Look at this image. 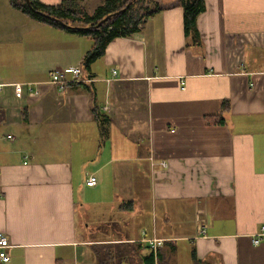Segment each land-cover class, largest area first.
I'll return each mask as SVG.
<instances>
[{
  "label": "crops",
  "instance_id": "obj_1",
  "mask_svg": "<svg viewBox=\"0 0 264 264\" xmlns=\"http://www.w3.org/2000/svg\"><path fill=\"white\" fill-rule=\"evenodd\" d=\"M152 3L85 66L94 39L0 0V264H264V0H204L197 35Z\"/></svg>",
  "mask_w": 264,
  "mask_h": 264
},
{
  "label": "trees",
  "instance_id": "obj_2",
  "mask_svg": "<svg viewBox=\"0 0 264 264\" xmlns=\"http://www.w3.org/2000/svg\"><path fill=\"white\" fill-rule=\"evenodd\" d=\"M183 9L184 33L196 35V19L205 9L204 0H179ZM9 0L10 5L40 22L64 28L69 32L88 35L94 39L91 50L83 60L88 66L101 56L107 44L116 37H129L139 32L146 18L156 13L160 7L152 0H102L94 13H87L73 1L59 4H44L39 0ZM150 253L149 264H153Z\"/></svg>",
  "mask_w": 264,
  "mask_h": 264
},
{
  "label": "built area",
  "instance_id": "obj_3",
  "mask_svg": "<svg viewBox=\"0 0 264 264\" xmlns=\"http://www.w3.org/2000/svg\"><path fill=\"white\" fill-rule=\"evenodd\" d=\"M68 71L71 73V80L66 79L65 77V71L62 70H54L50 73V82L53 84H59L60 86L63 85L64 82L67 81H75L78 80L81 68L80 65H72L68 67ZM112 72L115 73L116 70L112 69ZM6 84H11L13 87L14 95L16 97L22 96L23 93V85L22 83L15 82V83H5L0 80V88L5 86ZM162 164H165L162 162ZM96 182V179L93 175H90L87 180V185H94ZM255 237L252 239V242L257 245L261 238L264 236V225L260 227L257 233H255ZM144 242L147 243L148 248L152 252H156L157 249L162 245L163 240H160L159 238H146L144 239ZM10 247V243L8 241V238L0 233V262H7L9 261V255L7 252V249ZM153 264H156L155 262Z\"/></svg>",
  "mask_w": 264,
  "mask_h": 264
},
{
  "label": "water",
  "instance_id": "obj_4",
  "mask_svg": "<svg viewBox=\"0 0 264 264\" xmlns=\"http://www.w3.org/2000/svg\"><path fill=\"white\" fill-rule=\"evenodd\" d=\"M25 1V3L29 6V5H31L30 4V2H29V0H24Z\"/></svg>",
  "mask_w": 264,
  "mask_h": 264
},
{
  "label": "rangeland",
  "instance_id": "obj_5",
  "mask_svg": "<svg viewBox=\"0 0 264 264\" xmlns=\"http://www.w3.org/2000/svg\"><path fill=\"white\" fill-rule=\"evenodd\" d=\"M183 258H186V255H184Z\"/></svg>",
  "mask_w": 264,
  "mask_h": 264
}]
</instances>
